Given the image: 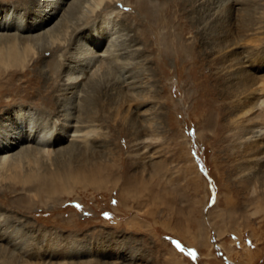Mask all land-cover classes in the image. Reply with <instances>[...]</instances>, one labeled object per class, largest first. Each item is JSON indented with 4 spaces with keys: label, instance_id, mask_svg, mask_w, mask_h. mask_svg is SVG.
Masks as SVG:
<instances>
[{
    "label": "rangeland",
    "instance_id": "rangeland-1",
    "mask_svg": "<svg viewBox=\"0 0 264 264\" xmlns=\"http://www.w3.org/2000/svg\"><path fill=\"white\" fill-rule=\"evenodd\" d=\"M136 1L121 6L117 43L141 84L140 109L120 94L111 65L104 82L87 84L75 114L99 124L97 143L68 146L26 185L0 183V215L29 243L59 240L65 255L48 264H264V163L250 168L258 146L238 140V90L230 86L243 78L241 46L262 56V68L244 78L264 77V0H238L234 9L228 0H186L169 28L171 49L141 32L146 18ZM38 3L0 0V13L15 8L30 21ZM59 35L25 62L0 64V120L19 106L47 115L51 128L52 117H64L56 90L70 44ZM52 175L68 191L51 193L43 183ZM21 257L0 252V264H44L35 252Z\"/></svg>",
    "mask_w": 264,
    "mask_h": 264
},
{
    "label": "bare ground",
    "instance_id": "bare-ground-1",
    "mask_svg": "<svg viewBox=\"0 0 264 264\" xmlns=\"http://www.w3.org/2000/svg\"><path fill=\"white\" fill-rule=\"evenodd\" d=\"M124 1L39 0L38 9L33 11L34 15L30 21L25 20L15 8L5 14L0 13V64L25 62L27 57L39 53L47 43L56 42L60 33L69 36L70 44L65 52L64 63L60 65L63 75L56 90L59 110L64 111L65 114H62L64 115L62 119L52 117L55 120L54 124H51L55 125V128L50 127V122L46 119L47 115L34 112L27 107L19 106L2 114L0 120V183L18 182L26 185L29 179L42 172V164L50 163L56 154L68 150V146L97 143L94 140L99 135V124L89 119L82 120L75 114L81 108L79 101L87 93L85 90L87 84L104 82L103 71H108L111 65L114 64L120 72V78L116 79L120 94L126 97L130 108H135V111L140 109L143 102L139 100L137 93L141 84L135 78L129 63L126 65L121 61L124 54L123 51H119L117 43L119 42L118 34L122 29L124 30V27L118 26L123 14L121 6ZM185 1L137 0L136 7L146 18V22H139L141 32L146 37L155 32L159 35L158 42L163 44L165 49L176 48L172 39L173 30L169 28L172 26L177 28L175 13L179 15V10ZM228 1L231 9L236 8L238 0ZM199 5L201 6V3ZM215 6L210 7L214 10ZM175 32L181 37L178 36L180 39L176 40L179 41L178 45L182 46L181 48L186 46V49H191L192 46L188 44L189 42L187 43L184 32L181 34ZM252 39L256 40L251 36V39L247 41H252ZM136 45L135 42L131 44V46ZM245 46H241L238 52L240 54L239 61H237L239 67L236 69L240 70L243 78H231L230 86L238 90H236L234 110L236 113L233 119L240 130L238 140L258 146L248 159L251 163L250 168H253L264 163V77L244 78L252 69L262 68L260 62L255 63L262 57L259 55L261 51L250 52L247 48L249 45L246 46L247 49ZM250 47L253 49L252 46ZM112 79L110 78V81ZM110 81L108 80L107 83L110 84ZM144 121L147 123L146 126L150 127L151 117L147 116ZM143 140L136 135L134 143L136 150L141 149ZM65 143H68L67 146L64 145ZM138 154L142 156L143 153ZM255 173L252 171V178L257 176ZM43 184H48L53 194L68 191L67 182L53 175L45 179ZM60 244L58 239L52 237L36 239L33 243H29L21 229L9 223L7 215L6 217L0 215V252L15 256L19 262L23 260L21 256L35 252L43 259L44 264H48L51 258L55 259L65 255V253L56 251ZM64 263V261L61 262V264Z\"/></svg>",
    "mask_w": 264,
    "mask_h": 264
}]
</instances>
